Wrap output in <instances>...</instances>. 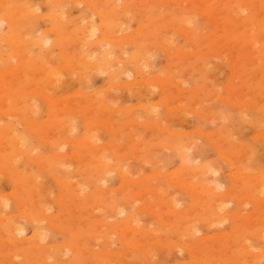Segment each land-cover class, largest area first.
<instances>
[{"label":"rangeland","instance_id":"obj_1","mask_svg":"<svg viewBox=\"0 0 264 264\" xmlns=\"http://www.w3.org/2000/svg\"><path fill=\"white\" fill-rule=\"evenodd\" d=\"M20 1L0 264H264V0Z\"/></svg>","mask_w":264,"mask_h":264},{"label":"bare ground","instance_id":"obj_2","mask_svg":"<svg viewBox=\"0 0 264 264\" xmlns=\"http://www.w3.org/2000/svg\"><path fill=\"white\" fill-rule=\"evenodd\" d=\"M22 1V0H21ZM20 1V2H21ZM27 2H28V0H26ZM31 1V0H30ZM29 1V2H30ZM1 2H4V1H1ZM1 2H0V7H1ZM11 2V1H10ZM10 2H7V3H5L4 2V5H5V7H6V9L7 10H4L5 8H4V6H3V10H4V12L6 11V12H8L9 11V8L11 7V3ZM15 2V1H14ZM79 2V1H78ZM71 3V2H70ZM28 4V3H27ZM54 4V3H53ZM72 4H74V3H72ZM3 5V4H2ZM29 5L30 4H28V7H29ZM24 6V5H23ZM33 7V6H32ZM93 7V6H92ZM2 8V7H1ZM31 8V7H30ZM20 9V8H19ZM22 9V8H21ZM32 9V11H33V13H35L34 12V7L33 8H31ZM2 9H1V11H3ZM23 10V9H22ZM29 11V10H28ZM96 12H95V14H98V15H100V16H102L101 14L102 13H100L99 11H97V10H95ZM15 13V12H14ZM13 13V14H14ZM31 13V12H30ZM0 15H2V14H0ZM23 15L25 16V17H27V22H28V13H27V11H25L24 13H23ZM104 15V14H103ZM106 15V14H105ZM3 16V15H2ZM19 17H21V15H18ZM32 17V16H31ZM46 17V16H45ZM24 18V17H23ZM61 18V17H60ZM1 19H3V20H5L8 24H10L11 25V29L17 34L18 32H20L21 31V26H20V24L19 23H21L22 24V21H20V22H18V21H16L15 19H13V18H11V17H9L8 15H5V17H2ZM25 19V18H24ZM33 19V18H32ZM55 20H57V19H55ZM63 20V19H62ZM93 20H94V18H93ZM1 21V20H0ZM23 21H25L26 22V20H23ZM86 21V20H85ZM4 22V21H3ZM29 22H30V20H29ZM54 22V21H53ZM5 23V22H4ZM57 23V22H56ZM6 24V23H5ZM29 24V23H28ZM32 24L34 25V23L32 22ZM31 24V26H33ZM119 25V24H118ZM30 26V25H29ZM30 26V27H31ZM113 26V25H112ZM8 27H9V25H8ZM29 27V28H30ZM114 27V26H113ZM103 28V27H102ZM13 31H11V32H13ZM13 32V33H14ZM36 32V31H35ZM15 34V38L14 39H12V43H14L15 45H21V44H23L24 42V40H23V38H24V36H23V38H22V34H20V33H18L19 35H16ZM28 34V33H27ZM30 34V33H29ZM91 35V34H90ZM263 35V34H262ZM13 36V35H12ZM131 36V35H130ZM105 38H107V37H105ZM129 38V37H128ZM3 39V38H2ZM6 39V38H5ZM25 39V38H24ZM41 39V38H40ZM39 39V40H40ZM102 39V38H101ZM7 40V39H6ZM118 40V39H117ZM2 41V40H1ZM28 41V40H27ZM30 41V40H29ZM113 41V40H112ZM127 41V40H126ZM81 42V41H80ZM129 42H130V46H131V44H132V46H134L133 48H134V54L132 53V59L129 61V63H136V62H139V57L142 55V53H141V51L140 50H142L141 49V45L139 44L140 42H135L133 39L132 40H129ZM128 42V43H129ZM40 43V42H39ZM38 43V44H39ZM107 44V43H106ZM109 44H110V42H109ZM79 45V44H78ZM21 46H23V45H21ZM39 46V45H38ZM103 46V45H102ZM129 46V45H128ZM25 48L27 47V45L26 46H24ZM23 47V48H24ZM31 47V44H30V46H29V48ZM26 49H28V48H26ZM151 49H149V51H150ZM29 52H31V49L29 50ZM28 52V53H29ZM67 52V51H66ZM117 52H119V51H117ZM28 53H26V54H28ZM107 53H109V52H106V55L105 56H107ZM122 53V52H121ZM147 54V53H146ZM200 54V53H199ZM26 57H27V55H25ZM145 56V55H144ZM113 57V56H112ZM31 58H32V56H31ZM67 58V57H66ZM73 58V57H72ZM105 58V57H104ZM34 59V58H33ZM46 59V58H45ZM107 58H105V60H106ZM145 59H147V58H145ZM70 60V59H69ZM110 60L109 59H107L106 60V62H109ZM114 62L113 60H111L110 61V63L109 64H112V63ZM84 63V62H83ZM34 64V63H33ZM90 66V65H89ZM48 67V66H47ZM46 66H45V68H47ZM80 67H81V65H80ZM84 67V66H83ZM97 67H98V65H97ZM49 68V67H48ZM47 68V69H48ZM88 68V67H87ZM92 68V67H91ZM95 68V67H94ZM100 68V67H99ZM47 69H45V70H47ZM51 69V68H50ZM64 69V68H63ZM90 69V68H89ZM78 72H80V75H82V73H85V72H81V70L83 71V69H79L78 68ZM48 71V70H47ZM24 72V71H23ZM49 72H52V69L49 71ZM75 73H76V71H74ZM89 72V71H88ZM22 73V72H21ZM21 73H19L20 75H23V74H21ZM49 74V73H48ZM55 75V74H54ZM138 76V75H137ZM43 77V76H42ZM50 77H51V75L49 74V79H50ZM83 77V76H82ZM88 77V76H87ZM53 78V77H52ZM55 79V78H54ZM86 80V79H85ZM150 80V79H149ZM49 81V80H48ZM4 83H7V85H8V82H4ZM55 83H57V82H55ZM135 83V82H134ZM130 84V83H129ZM151 84H153V83H151ZM6 85V84H5ZM4 85V86H5ZM48 85V84H47ZM133 85V84H132ZM159 85H161V84H159ZM10 86V85H9ZM111 86V85H110ZM112 86H114V85H112ZM118 86V85H117ZM121 86V85H120ZM6 89H8V88H6ZM181 89V88H180ZM6 92V91H5ZM9 92V91H8ZM8 92H6V93H8ZM39 95H40V93H39ZM79 95V94H78ZM7 97V96H6ZM5 96H4V98H1V96H0V101H6L7 102V104H8V101H10V99L13 97V95H12V97L9 99L8 97L6 98ZM10 97V96H9ZM48 98H50V97H48ZM9 99V100H8ZM8 100V101H7ZM12 100H13V98H12ZM3 101V102H4ZM10 103H11V101H10ZM5 104V103H4ZM251 104V103H250ZM4 106V105H3ZM5 106H6V104H5ZM103 106H105V105H103ZM140 106V105H139ZM237 106V105H236ZM253 109V108H252ZM152 113V112H151ZM14 115V114H13ZM12 116V115H11ZM2 129V128H1ZM2 131V130H1ZM3 132H4V130H3ZM1 136H2V134H1ZM22 143H24V141H23V139L19 136V134L18 133H16V131H10L9 132V130H8V132H6L5 131V133H4V136H2L1 138H0V146H9V144H11L12 145V148H11V152H13L12 153V155L10 154L9 155V160H10V164H11V166H6L2 171L4 172V174H6V175H9V176H15V174L14 173H16V170H14V165H15V162H16V157L18 156V154L20 153V154H25V153H23L22 152V150H21V147H22ZM26 143V142H25ZM27 144V143H26ZM167 146V145H166ZM5 148V147H4ZM186 151V150H185ZM1 154V153H0ZM4 156H5V154H4ZM6 157V156H5ZM223 159H225V158H223ZM6 160V159H5ZM191 160V159H190ZM224 161V160H223ZM6 163H8V162H6ZM14 166V167H13ZM99 166V165H98ZM3 167H4V165H3ZM121 167V166H120ZM102 168V167H101ZM182 168H184V167H182ZM206 168V167H205ZM110 169V168H109ZM197 170H199V169H197ZM190 171V170H189ZM188 171V172H189ZM215 172V171H214ZM238 175V174H237ZM122 176V175H121ZM253 176V175H252ZM238 177V176H237ZM125 178V177H124ZM178 178V177H177ZM187 178V177H186ZM185 178V179H186ZM261 178V177H260ZM190 180V179H189ZM192 182V181H191ZM257 182V181H256ZM207 186V185H206ZM209 187H210V185H209ZM204 188V187H203ZM212 188V187H211ZM221 189V188H220ZM188 190H189V188H188ZM191 190H192V188H191ZM216 191V190H215ZM219 191V190H218ZM191 192V191H190ZM197 192H198V190H197ZM196 192V193H197ZM214 192V191H213ZM220 192V191H219ZM220 194V193H219ZM212 195V194H211ZM214 196V195H213ZM229 196V195H228ZM222 197V196H221ZM218 199V198H217ZM221 199V198H220ZM139 200V199H138ZM224 200V199H223ZM226 200V199H225ZM168 201H171V199L170 200H168ZM221 201V200H220ZM227 201V200H226ZM214 202V201H213ZM167 203V202H166ZM2 204V203H1ZM219 206V205H218ZM224 218V217H223ZM27 219V218H26ZM2 221H4L3 219H2ZM29 221H30V219H29ZM199 221V220H198ZM5 222V221H4ZM33 223H35L34 221H33ZM127 224V223H126ZM27 225V224H26ZM19 226V225H18ZM127 226V225H126ZM210 226V225H209ZM13 227H15V226H13ZM22 227V226H21ZM59 228V227H58ZM16 229H18V227L16 228ZM129 229V228H128ZM13 230V233H14V231H16L15 229H12V227L8 230L9 231V233L11 234V231ZM20 232H21V230H20ZM16 233H17V231H16ZM16 233H14V235L16 234ZM41 233V232H40ZM22 234V233H21ZM259 234V233H258ZM11 235H13V234H11ZM18 235V234H17ZM39 235V234H38ZM41 235V234H40ZM39 235V236H40ZM191 235V234H190ZM193 235V234H192ZM20 236V235H19ZM15 237V236H14ZM13 237V238H14ZM219 237V236H218ZM40 238V237H39ZM39 240V239H38ZM40 240H41V238H40ZM203 240V239H202ZM183 247H184V245H183ZM52 248V247H51ZM112 254V253H111Z\"/></svg>","mask_w":264,"mask_h":264}]
</instances>
